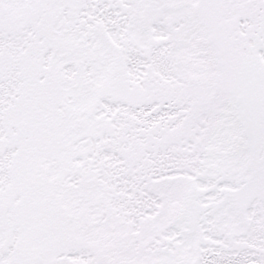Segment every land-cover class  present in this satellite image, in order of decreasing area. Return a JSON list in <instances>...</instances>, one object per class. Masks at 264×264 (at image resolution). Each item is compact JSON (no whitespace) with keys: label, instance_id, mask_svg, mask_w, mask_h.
Here are the masks:
<instances>
[{"label":"snow or ice","instance_id":"obj_1","mask_svg":"<svg viewBox=\"0 0 264 264\" xmlns=\"http://www.w3.org/2000/svg\"><path fill=\"white\" fill-rule=\"evenodd\" d=\"M0 264H264V0H0Z\"/></svg>","mask_w":264,"mask_h":264}]
</instances>
